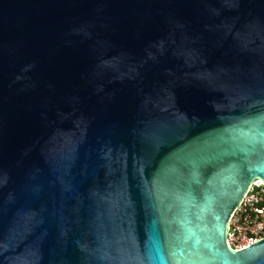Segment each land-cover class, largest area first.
I'll list each match as a JSON object with an SVG mask.
<instances>
[{
	"label": "water",
	"instance_id": "obj_1",
	"mask_svg": "<svg viewBox=\"0 0 264 264\" xmlns=\"http://www.w3.org/2000/svg\"><path fill=\"white\" fill-rule=\"evenodd\" d=\"M255 180L264 0H0V264H264Z\"/></svg>",
	"mask_w": 264,
	"mask_h": 264
},
{
	"label": "built area",
	"instance_id": "obj_2",
	"mask_svg": "<svg viewBox=\"0 0 264 264\" xmlns=\"http://www.w3.org/2000/svg\"><path fill=\"white\" fill-rule=\"evenodd\" d=\"M262 239H264V184L255 180L230 218L227 244L233 250H242Z\"/></svg>",
	"mask_w": 264,
	"mask_h": 264
}]
</instances>
